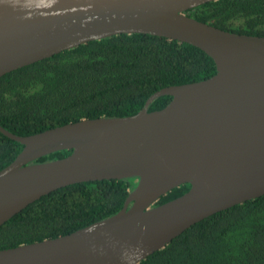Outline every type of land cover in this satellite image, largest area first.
<instances>
[{"label":"water","instance_id":"obj_1","mask_svg":"<svg viewBox=\"0 0 264 264\" xmlns=\"http://www.w3.org/2000/svg\"><path fill=\"white\" fill-rule=\"evenodd\" d=\"M216 0H0V77L92 41L148 34L197 47L216 73L165 87L127 117L83 119L30 136L0 170V226L79 183L137 179L116 214L70 234L0 250V264H139L196 223L264 195V37L185 11ZM162 109L149 112L159 97ZM59 151L61 159L33 163ZM189 190L159 206L181 185Z\"/></svg>","mask_w":264,"mask_h":264},{"label":"trees","instance_id":"obj_2","mask_svg":"<svg viewBox=\"0 0 264 264\" xmlns=\"http://www.w3.org/2000/svg\"><path fill=\"white\" fill-rule=\"evenodd\" d=\"M184 14L224 31L264 37V0H216ZM215 73L214 61L202 50L165 37L121 34L92 41L0 77V126L30 136L83 119L127 117L155 92ZM170 101L159 97L148 111ZM22 148L0 133V170ZM136 181L79 183L42 196L0 226V250L64 236L116 214ZM189 188H174L153 206ZM139 264H264V195L203 219Z\"/></svg>","mask_w":264,"mask_h":264}]
</instances>
